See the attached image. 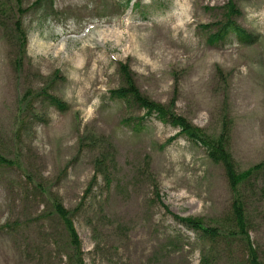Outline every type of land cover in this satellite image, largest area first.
<instances>
[{"label":"rangeland","instance_id":"374dc122","mask_svg":"<svg viewBox=\"0 0 264 264\" xmlns=\"http://www.w3.org/2000/svg\"><path fill=\"white\" fill-rule=\"evenodd\" d=\"M233 1L249 36L212 44L229 0H0V264H68L56 200L85 264H200L205 247L211 264H247L237 240L206 245L176 218L232 225L224 167L112 95L128 64L145 96L227 129L239 170L262 163L264 0ZM241 195L264 264V170Z\"/></svg>","mask_w":264,"mask_h":264},{"label":"trees","instance_id":"16d2710c","mask_svg":"<svg viewBox=\"0 0 264 264\" xmlns=\"http://www.w3.org/2000/svg\"><path fill=\"white\" fill-rule=\"evenodd\" d=\"M228 13L226 20L220 25L218 31L209 38L210 43L215 44L224 40L230 33L240 36V38H248V33L241 29L234 21L233 16L239 12L233 0H229L227 5ZM20 36L23 45L27 44L26 33L21 29ZM120 71L124 79L123 86L112 91V95L123 102L129 104L134 103L146 114L142 118L157 115L163 122L170 123L179 129V135L186 136L189 140L203 146L208 156L216 163L224 167L225 174L231 189L234 191L235 201L233 203V212L231 217L232 225L227 230L219 227L208 226L202 219L192 217L176 216L178 221L186 227L197 232L206 245H215L225 242L229 244L232 239L237 240L241 249L246 252L247 264H262L259 252L251 241L249 235V222L246 214L245 203L241 195V187L250 182L261 170H264V161L247 170L241 171L236 166V162L229 150L230 134L224 129L219 135H210L202 128L195 126L185 117L178 115L168 106L159 103L145 96L138 88L132 69L128 64L121 62ZM50 101L60 109L65 108V104L61 99L49 95ZM56 216L64 230V246L66 255L69 259L68 264H85L83 257L82 240L76 230L72 213L62 202L56 200L54 202ZM235 236L236 238H232ZM67 245V247H66ZM209 250L205 247L202 250L200 264H211Z\"/></svg>","mask_w":264,"mask_h":264}]
</instances>
